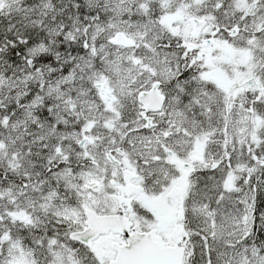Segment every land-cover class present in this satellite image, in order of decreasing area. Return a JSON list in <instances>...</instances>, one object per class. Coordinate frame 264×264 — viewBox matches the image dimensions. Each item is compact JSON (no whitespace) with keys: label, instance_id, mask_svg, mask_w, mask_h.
<instances>
[{"label":"snow or ice","instance_id":"snow-or-ice-1","mask_svg":"<svg viewBox=\"0 0 264 264\" xmlns=\"http://www.w3.org/2000/svg\"><path fill=\"white\" fill-rule=\"evenodd\" d=\"M0 264H264V0H0Z\"/></svg>","mask_w":264,"mask_h":264}]
</instances>
